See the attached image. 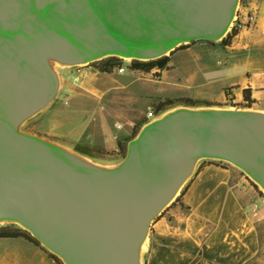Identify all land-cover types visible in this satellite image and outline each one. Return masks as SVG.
Returning <instances> with one entry per match:
<instances>
[{"label": "water", "instance_id": "water-1", "mask_svg": "<svg viewBox=\"0 0 264 264\" xmlns=\"http://www.w3.org/2000/svg\"><path fill=\"white\" fill-rule=\"evenodd\" d=\"M239 1L0 0V219H23L68 264H140V242L198 158L235 163L264 187V113L179 111L146 126L115 172L18 131L58 92L48 56L144 60L218 40Z\"/></svg>", "mask_w": 264, "mask_h": 264}, {"label": "crops", "instance_id": "crops-1", "mask_svg": "<svg viewBox=\"0 0 264 264\" xmlns=\"http://www.w3.org/2000/svg\"><path fill=\"white\" fill-rule=\"evenodd\" d=\"M247 3L259 11L254 27L241 30L231 45H223L222 38L218 45L203 53L192 49L188 58L208 60L223 51L225 60L219 63L224 67L226 85L218 101L226 99V89H231L239 102L243 101L244 90L251 88L255 100L252 110L264 113V0H248ZM175 63L177 58L172 59L171 71L176 70ZM131 73L132 77L126 78L128 87L142 82L136 77L144 72ZM167 73L159 72L156 83L165 80ZM170 80L188 86L195 83L180 76ZM36 115L39 116L35 131L27 135L57 146L77 161L103 172L118 171L126 162L134 139L119 137L117 127L107 130L99 150L95 147L98 144L96 126L89 131L98 123L97 118L78 124L69 115L44 108ZM51 119L55 120V125L50 127ZM120 143L125 145V153ZM192 173L179 200L177 198L155 218L141 250L140 264H264V207L259 204L264 198L257 196L255 187L248 184L249 179L229 162H206L201 167L195 164ZM255 204L257 211L253 209ZM0 240V264H58L45 246L24 238Z\"/></svg>", "mask_w": 264, "mask_h": 264}, {"label": "rangeland", "instance_id": "rangeland-1", "mask_svg": "<svg viewBox=\"0 0 264 264\" xmlns=\"http://www.w3.org/2000/svg\"><path fill=\"white\" fill-rule=\"evenodd\" d=\"M247 1L248 0H240L237 4L236 10L239 8L240 3H247ZM235 17L236 11L234 18ZM221 40L222 38L211 41L195 40L192 42L180 43L176 50H174L175 53L172 57L173 59L177 58L175 71H171L173 69V65L171 64V67L166 70L157 69L153 71L155 73H141L137 75L136 78H141L142 82L135 83L131 87L126 85L128 83L126 78L132 77L131 72H133V70L130 69V65L133 58L118 56V58L122 60L119 62V66L125 67L124 73H119L117 67L112 73L101 74L104 72L98 70L94 64L101 59L117 55L104 54L99 57L77 63L63 62L57 58L48 56L47 61L58 77L59 89L54 98L44 107V109H55V112L59 115H69L78 124L85 119L97 118L98 123L93 124L89 131L95 129L96 126L98 133H95V136L98 144L95 145V147L98 146L99 150L102 149V140L107 135V130L114 129L113 126L117 127L119 130L117 135L119 137L125 136L127 140L133 139V132L137 126L140 127L141 134L144 128L149 124L165 119L182 110L212 111L218 108L235 107L241 111H249V108L245 107L246 105L244 101L239 102V100L233 95L232 91L226 99L218 101L223 96V87L226 85V78L224 74H222L224 67L220 64L225 60L223 51L208 60L191 61L188 58L189 55L192 54V49L196 52L203 53L211 46L218 45ZM80 69L82 72H97V74L93 79H85L83 82H75L73 72H79ZM159 72L168 73L164 78L165 80L156 83L160 78L158 75ZM178 76L183 77L185 81L192 80L195 83H192L194 85L188 86L186 83H177L170 80ZM196 76L197 78H195ZM182 96L206 100L212 105L209 106L207 104H202L197 107H187L181 105L169 109L159 115L154 113L153 106L159 99ZM42 110L43 109H41L38 113L42 112ZM253 112L256 111L253 110ZM38 113H35V115H32L23 121L20 124L18 131L22 134H31V132L34 133L36 118L39 116L36 114ZM48 125L50 127L55 125V120H49ZM140 134L137 137H139ZM91 150L93 151L95 149L92 148ZM212 159L214 158L206 159V157H201L196 160L195 164L201 167L206 162L213 161L216 164L229 162L240 169L241 172L249 179L248 184L250 183V185L255 187L257 196L264 198V187L250 173L230 161ZM189 179L185 182L180 194L185 189ZM259 204L261 207H264L262 199L259 200ZM5 225H14L30 231L20 222L11 218L0 219V226ZM1 242L2 241L0 240V243ZM38 246H45L54 256H57L65 264H68L67 260L63 256L50 249L43 242L40 241V245ZM141 250L142 249H140V254Z\"/></svg>", "mask_w": 264, "mask_h": 264}, {"label": "trees", "instance_id": "trees-1", "mask_svg": "<svg viewBox=\"0 0 264 264\" xmlns=\"http://www.w3.org/2000/svg\"><path fill=\"white\" fill-rule=\"evenodd\" d=\"M239 34L237 30L233 32H229L222 40L223 45H231L233 39ZM175 51L171 52L169 55H164L155 59L149 60H140V59H133L130 65V69L133 71H140L144 73H151L154 70H165L169 69L172 62V57ZM122 60L118 58V56H110L100 61H97L94 65L104 73H112L115 68H117ZM159 75V74H158ZM226 96L230 95L231 89H226ZM244 103L246 108H252L255 100L252 98V90L251 88H247L244 90ZM202 104L212 105L210 102L206 100H198L191 97H178V98H165L159 99L153 106L154 113L159 115L169 109L175 108L177 106H187V107H197ZM140 127H136L133 132V139L136 138L140 134ZM121 151L125 153L126 147L123 143H120ZM184 191L181 193V195ZM180 195V196H181ZM178 196V200L180 198ZM0 238H24L36 245H40V241L32 235V233L24 228L17 227L14 225H5L0 226ZM58 264H65L60 258L55 256Z\"/></svg>", "mask_w": 264, "mask_h": 264}, {"label": "built area", "instance_id": "built-area-1", "mask_svg": "<svg viewBox=\"0 0 264 264\" xmlns=\"http://www.w3.org/2000/svg\"><path fill=\"white\" fill-rule=\"evenodd\" d=\"M259 11L248 3H240L239 8L236 10V17L233 20V24L230 28V32L237 30L239 33L243 29H250L254 27L258 22ZM119 73H124L125 67L118 66ZM99 73V72H98ZM97 72H73L75 82H83L85 79H93ZM121 127V126H119ZM254 211H257L258 206L254 205Z\"/></svg>", "mask_w": 264, "mask_h": 264}, {"label": "bare ground", "instance_id": "bare-ground-1", "mask_svg": "<svg viewBox=\"0 0 264 264\" xmlns=\"http://www.w3.org/2000/svg\"><path fill=\"white\" fill-rule=\"evenodd\" d=\"M235 16V15H234ZM234 16L232 17V19L230 20L226 30L222 33V35L219 37V38H223L224 36H226V34L229 32L232 24H233V20H234ZM178 44H174L172 45L171 47H169L168 49H166L164 52L156 55V56H153V57H157V56H161V55H168V54H171V52H173L174 50H176ZM45 53L46 54H50V52L48 50H45ZM116 55L120 56V57H124V58H134L133 56H130V55H124V54H120V53H116ZM153 57H137V58H141V59H144V60H149L150 58H153ZM216 111L218 112H239L241 110H238L237 108L235 107H227V108H218L216 109ZM246 112H253V110L251 108H249V111H246ZM185 184V183H184ZM184 184L179 187V189L177 190V192L174 194V196L166 203V205L163 207V209L167 208L170 204H172L177 198L178 196L180 195V192L182 190V187L184 186ZM15 220H17L18 222H20L22 225H24L27 229L31 230L30 227L26 224V222L21 219V218H16ZM32 231V230H31ZM33 235H35V233L33 232ZM149 238V230H147L143 240L140 242V249H142L147 240Z\"/></svg>", "mask_w": 264, "mask_h": 264}]
</instances>
